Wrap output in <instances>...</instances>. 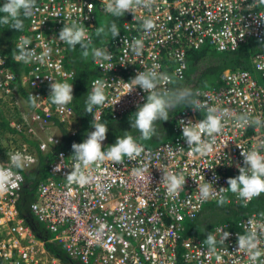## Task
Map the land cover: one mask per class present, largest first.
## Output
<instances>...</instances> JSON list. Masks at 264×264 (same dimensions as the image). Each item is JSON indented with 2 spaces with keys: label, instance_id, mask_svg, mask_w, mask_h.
Instances as JSON below:
<instances>
[{
  "label": "built area",
  "instance_id": "2783aa9c",
  "mask_svg": "<svg viewBox=\"0 0 264 264\" xmlns=\"http://www.w3.org/2000/svg\"><path fill=\"white\" fill-rule=\"evenodd\" d=\"M106 4L107 0H36L26 30L14 42V56L28 39L27 47L43 58L29 63L14 59L27 68L22 87L28 96L38 98L35 106L19 111L17 120L9 125L15 132L29 134L42 153L61 143L54 132L60 124L71 135L76 132L70 125L75 122L72 109L67 105L61 110L48 98L51 84H72L75 75L74 69L65 65L68 45L58 39L59 33L64 24L75 22L85 27L92 41L99 19L110 14L105 11ZM124 16L120 34L105 46H94L106 50L111 59L97 60L90 52L94 69L90 91L99 79L106 84L107 96L103 106L93 108L95 122L104 116L120 120L145 103L147 93L138 86L128 93L125 86L138 72L154 69L168 77L159 90L172 92L173 84L186 76L189 52L203 46L233 51L248 40L264 43V3L260 0H150L149 6L142 5ZM149 18L155 27L145 30L143 24ZM135 40L143 42L139 52L132 48ZM252 68L225 71L217 87L197 90L194 99L205 107L179 110L169 138L152 146L137 142L144 148L139 157H124L121 163L105 160L83 169L91 177L86 185L67 180L76 163L72 147L57 150L29 205L36 222L50 234V241L82 264H252L245 252L238 251L237 237L255 230L264 249V210L215 225L211 232L217 241L224 231L230 233L224 243H217L215 252H209L203 239L183 235L185 222L193 221L205 205L230 196L232 202L247 206L256 198L245 201L227 189V180L239 175L237 165L244 166L242 151L258 150L264 155L263 52L252 57ZM14 82L15 75L5 67L0 54V91L17 99ZM211 107L229 110L222 119L223 131L215 136L212 153L190 155L178 122L195 124L206 118ZM241 116L249 123H239ZM104 141L102 149L107 151ZM17 152L25 158L19 171L22 182L17 189L0 195V264H64L19 214L24 172L37 166L38 156L36 150L13 149L2 164L7 166ZM145 167L148 179H139L135 172ZM164 172L185 176L184 189L176 196H170L162 184ZM204 182L212 183L217 192L207 200L199 197L198 185ZM256 264H264V255Z\"/></svg>",
  "mask_w": 264,
  "mask_h": 264
},
{
  "label": "clouds",
  "instance_id": "9594fccd",
  "mask_svg": "<svg viewBox=\"0 0 264 264\" xmlns=\"http://www.w3.org/2000/svg\"><path fill=\"white\" fill-rule=\"evenodd\" d=\"M264 3V0H260ZM150 0H107L105 11L112 14L117 18L124 16L126 12L133 13L136 8L140 6H149ZM36 0H5L4 4L0 6V12L4 13L0 17V24L10 25L13 30H23L24 22L21 15L25 18L29 17L35 8ZM143 27L145 30H150L155 27L152 19H145ZM108 31L111 33L113 39L119 34V30L115 23H112ZM105 33V28L101 27L97 30V35ZM58 39L66 43L71 49H75L79 44L82 49V55L87 58L90 55L97 60H109L111 55L103 49H97L90 45L92 41L84 26L79 23H72L71 25L64 24V27L59 33ZM30 40L24 39L18 46V54L14 59L23 61L25 63L31 62L33 59H42L37 57L34 49H29L27 46ZM143 47L142 40H135L132 44L134 51L139 52ZM51 79V78H50ZM168 77L159 74L154 69L138 72L136 77L129 83L125 84L128 93L133 88L139 87L147 93L146 101L142 106H138L135 112V119L131 122V127L136 128L143 139H150L156 133L155 122L159 120H169V109H175L179 105H187L192 107L194 111L205 107L199 100L194 99V93L191 89H180L175 92H163L159 90V86ZM53 80V79H51ZM105 82L96 80L92 92L88 94L86 101V112L92 113L94 107L103 106L106 103L107 96L105 94ZM51 93L49 99L54 105H57L61 110L70 104L73 97V84L67 82L60 83L54 82L50 85ZM37 98L30 95L28 102L30 105L35 106ZM228 109L223 111L215 107L207 108V116L205 119L196 122L195 124L188 122L185 124L183 120L179 121V126L182 128V136L190 149V155L205 156L214 151L213 145L215 143V136L221 134L224 128L222 119L228 114ZM241 124H248L249 120L246 116L238 118ZM255 123L259 124L257 119ZM95 131L87 134V138L83 143H73V157L75 158V165L70 174H67L69 184L76 183L79 185H86L90 182L91 177L85 174L83 169L88 168L90 165L102 163L105 160H110L116 163H121L124 157L130 160L139 157L144 148L138 144L133 136L126 134L122 138H117L116 143L108 147L107 151L102 149V142L106 139L108 127L102 123H95L92 125ZM207 136L210 140H205L203 137ZM243 156L244 166L237 165L239 175L235 178H229L227 184L232 193H236L245 201H251L254 197L260 196L264 193V155L258 150L249 152H241ZM25 166L24 156L17 152L10 157L9 162L6 164L0 163V195L6 194L11 190L17 189L22 176L19 171ZM147 168L137 169L135 175L139 179H148L144 173ZM218 179V177H214ZM186 178L183 174L173 172H164L162 184L166 187L167 193L170 196H176L181 190L184 189ZM212 183L204 182L198 185L199 197L201 200H207L217 194ZM225 190L221 188L220 191ZM223 203V200H221ZM230 233L224 231L220 241L209 233L205 243L209 247V252H215L217 243H224L229 237ZM260 239L255 230H246L245 234H238L237 244L238 251L245 252L252 264H256L259 258L264 255V249L260 248Z\"/></svg>",
  "mask_w": 264,
  "mask_h": 264
},
{
  "label": "trees",
  "instance_id": "16d2710c",
  "mask_svg": "<svg viewBox=\"0 0 264 264\" xmlns=\"http://www.w3.org/2000/svg\"><path fill=\"white\" fill-rule=\"evenodd\" d=\"M4 0L0 1V6L4 4ZM5 14L0 12V17ZM28 18L21 15V19L24 22L23 30H13L10 25L0 24V54L4 59L5 67L9 68L15 75L14 85L16 91L20 97L27 101L28 106V94L24 87H22L21 79L26 73V67L23 64L14 60V42L16 38L26 30L28 25ZM125 16L117 18L112 14L102 16L98 23L99 28H105V33L97 35V32L93 35L92 44L90 49L94 46H105L112 38L111 33L108 31L112 23L117 25L119 32L121 31L122 23ZM264 53V43L248 40L239 45L233 51H217L210 46H203L198 50L191 51L188 54V70L185 78L182 81H176L173 84L172 92L180 89H191L195 92L202 88H214L217 87L219 82V76L225 71L235 69H245L252 71V57L257 54ZM65 65L74 69L75 75L72 79L73 84V101L68 104L72 109L75 116V129L76 132L71 135L63 125H59L62 132L61 143L58 147L49 150L46 153H42L38 150L37 144L31 142L32 146L36 147L38 163L37 166L24 172V184L18 197L17 207L19 214L25 220L30 222V226L34 233L45 240L46 246L60 261L64 264H82L78 261L71 260L62 249L53 241H50V234L36 222L32 213L30 212L29 205L36 198L37 184L45 177L48 163L52 160L55 152L59 149L72 147L73 143H83L87 138V134L95 131L92 127L95 123H102L108 127L107 136L105 142L108 146L114 145L117 138H122L126 134L133 136L136 142L146 143L147 139H143L141 133L131 127V122L135 119L136 109H132L127 112L126 116L120 120H113L108 116H104L100 121L95 122L92 118V114L86 112V101L90 91V81L94 77V69L90 60V55L84 58L82 55V49L79 44L73 50L68 46ZM194 98V97H193ZM182 105L177 106L175 109H169V120H159L155 122V129L158 131V127L163 126L160 137H170V127L174 122L176 113L181 110ZM0 128L8 132H14L15 130L9 125V120L5 118L0 110ZM159 137H151L148 140L152 142ZM166 138V139H167ZM220 201L212 202L205 205L197 217L190 222H185L184 236H195L204 241L207 235L212 231V228L223 222H235L237 219L244 217L251 212H257L264 210V193L252 200L247 206L239 203H234L230 200V196Z\"/></svg>",
  "mask_w": 264,
  "mask_h": 264
},
{
  "label": "rangeland",
  "instance_id": "374dc122",
  "mask_svg": "<svg viewBox=\"0 0 264 264\" xmlns=\"http://www.w3.org/2000/svg\"><path fill=\"white\" fill-rule=\"evenodd\" d=\"M3 2H5V0ZM14 98L15 97L13 96V94L10 97H7L5 96L4 93L0 91V110L2 111L5 118L10 120L9 122L17 120L16 114L19 111L30 109V106H28L27 101L24 100L22 97L18 95L17 99H14ZM182 106L187 107V105H182ZM70 125L72 128L75 127V122L74 121L71 122ZM158 128L159 129L158 131H156L154 137L157 136L159 138L154 139L153 142L147 139L145 143L146 145L152 146L155 143L161 142L167 138V137L159 136L160 134H162L161 131L163 130V126L158 127ZM54 132L60 139H62V132L59 127H56ZM39 136L42 138L45 137L44 133H39ZM31 142L36 143L35 141L31 140V136L27 134L26 132H15L14 131L11 133L6 130L4 131L0 128V163L4 162L6 156L13 149L28 148V150H36V147L30 144ZM43 153H46V152H43Z\"/></svg>",
  "mask_w": 264,
  "mask_h": 264
},
{
  "label": "water",
  "instance_id": "95a60500",
  "mask_svg": "<svg viewBox=\"0 0 264 264\" xmlns=\"http://www.w3.org/2000/svg\"><path fill=\"white\" fill-rule=\"evenodd\" d=\"M27 221V223H29L30 224V222L28 221V220H26Z\"/></svg>",
  "mask_w": 264,
  "mask_h": 264
}]
</instances>
